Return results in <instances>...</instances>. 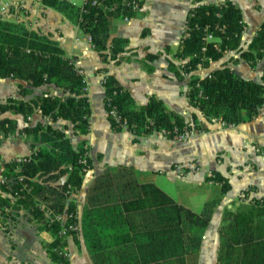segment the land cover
I'll list each match as a JSON object with an SVG mask.
<instances>
[{"label": "trees", "instance_id": "1", "mask_svg": "<svg viewBox=\"0 0 264 264\" xmlns=\"http://www.w3.org/2000/svg\"><path fill=\"white\" fill-rule=\"evenodd\" d=\"M131 1L86 0L80 7L65 0H43V4L87 35L102 62L117 63L127 40L111 38V20L133 18L136 11ZM244 29L241 11L231 2L195 7L189 12L175 53L176 59L185 62L181 69L176 70L172 64L171 69L182 79L181 70L191 73L208 67L233 51L254 69L264 62V23L247 49L242 50ZM206 34L214 40L205 41ZM6 78L23 81L31 88L54 85L65 93L64 98L47 95L30 101L8 99L0 104L1 114L8 112L27 120L38 113L49 120L22 130L38 144L33 154L25 162L4 165L2 178L6 182L0 186V216L25 209L52 235L46 245L51 261L69 264L60 254L68 251V237L59 234L61 223L49 221L45 210L51 217L78 214L72 195L81 189L86 170L91 168L88 148L83 142L74 149L66 135L67 127L59 129L54 124L67 122L76 135L89 133L91 111L84 91L86 80L49 35L28 29L24 22L0 18V79ZM101 85L111 129L121 132L120 125L125 123L136 136L164 131L172 139L186 130L205 129L199 117L207 123L237 126L253 121L264 107V66L259 82L238 76L228 66L204 78L190 77L186 95L194 111L188 119L166 111L154 97L146 106L136 108L130 93L112 75H104ZM18 93L26 95L30 90L19 85ZM15 131L14 120H0L1 138ZM62 177L63 183L56 184ZM207 180L219 184L223 194L230 190L228 179L216 171H211ZM252 191V186L242 191L240 204L222 216L216 264H264V197H250ZM15 193L17 197L11 203ZM215 205L216 202L208 203L195 213L177 205L154 184L140 183L134 169L117 167L107 169L89 188L80 227L93 264H187L186 255L199 250Z\"/></svg>", "mask_w": 264, "mask_h": 264}, {"label": "crops", "instance_id": "2", "mask_svg": "<svg viewBox=\"0 0 264 264\" xmlns=\"http://www.w3.org/2000/svg\"><path fill=\"white\" fill-rule=\"evenodd\" d=\"M2 2L20 3L21 16L19 19L9 16L10 21L24 22L28 29L49 35L58 42L87 83L91 111L89 133L76 135L69 123L59 121L54 124L59 129L67 127L66 135L74 149L85 142L91 160V168L85 174L81 189L72 195L78 210L79 231L67 238L69 264H93L84 243L80 218L94 180L107 169L117 167L134 169L140 183L154 184L177 205L195 213L201 212L206 204L216 202L210 222L202 234L199 250L186 255L187 264L190 259L192 264H216L218 229L224 212L234 210L240 204L242 191L250 186L255 189L249 193L250 197H264V107L253 121L234 128L207 123L199 117L205 124L204 132L192 134L184 142L156 135L145 143L129 132H114L111 129L101 85L104 75H112L130 93L136 108L146 106L148 99L154 97L163 103L166 111L188 119L194 111L186 95L188 79H181L176 74L185 60L176 59L175 53L194 0H144L133 18L112 19L111 38L127 40L126 49L117 63L102 62L88 36L58 11L46 7L43 0H0V4ZM226 2H231L241 11L245 28L241 49L245 50L264 21V0L208 1L213 4ZM71 3L80 7L84 0H72ZM171 64L175 71L171 69ZM224 66L230 67L242 78L259 82L264 62L251 69L240 59L238 52H228L208 67L191 72L189 78H204ZM99 69L102 71L96 74ZM19 85L29 89L30 93L20 95ZM47 95L65 97L63 90L54 85L31 88L23 81L0 79V104L8 99L30 101ZM3 119L14 120L16 131L6 138L0 137V186L4 165L31 156L33 147L38 145L22 130L49 122L48 118H42L38 113L27 120L21 115L0 113V120ZM211 171L228 179V192L223 194L219 184L207 180ZM63 181L62 177L56 184ZM9 213L7 217L0 216V264H54L46 252V245L52 240L47 227L32 219L23 208Z\"/></svg>", "mask_w": 264, "mask_h": 264}, {"label": "built area", "instance_id": "3", "mask_svg": "<svg viewBox=\"0 0 264 264\" xmlns=\"http://www.w3.org/2000/svg\"><path fill=\"white\" fill-rule=\"evenodd\" d=\"M68 2H72V0H65ZM86 0H84L85 3ZM141 0H132L131 3H129L131 5V8L133 11H138L141 9L142 5H140ZM209 0H194V4L193 7L191 8V10H193L195 7L202 5V4H207ZM128 4V3H127ZM225 3H216L215 5L217 6H221L224 5ZM22 14V10H21V5L18 2H2L0 4V18L1 19H9L12 16L16 17L17 19H19V17ZM11 16V17H9ZM264 23V21H263ZM214 40L213 36L211 34H206L205 36V41H212ZM183 65V64H182ZM181 65V66H182ZM181 69V67H180ZM182 76L186 79H189V75L190 73H185L183 70L180 71ZM87 88L84 89V91L87 93ZM187 92H188V88H187ZM113 115V114H112ZM114 120L118 121V119L115 117V115H113ZM216 124H218L219 126L223 127V128H234V125H227L225 123L222 122H217V121H213ZM191 126V124H189ZM120 128L122 129V131H126L131 133L134 137H138L139 139H141L143 142H147L150 139H153L154 136L159 135L160 137H162L163 139H168L167 138V133L164 131L161 132H151L149 134H145V135H141V136H136L131 129L125 124L122 123L120 125ZM204 132L203 129L201 130H186L185 132L181 133V134H176L171 140L173 141H177V142H184L186 141L192 134H199ZM27 160V157H22V158H18L16 160H14L13 162H25ZM83 163H86L85 160H83ZM89 168L86 170V174L88 173ZM211 175V173H210ZM2 183L6 182L5 180L1 181ZM212 182V181H210ZM17 197V193H15L12 197L11 203H14V199ZM45 213L48 214V218L50 219L49 221L53 222H60L61 223V230L59 232L60 235L66 236V237H71L73 233H78L79 231V226L78 223L76 222V218L77 215L74 214H64L62 215H55L54 217L49 216V211L47 212L45 210ZM74 218L73 221H71L70 219ZM78 219V218H77ZM70 220V222L68 221ZM63 258L65 260L70 259V253L68 251H63L60 253Z\"/></svg>", "mask_w": 264, "mask_h": 264}, {"label": "rangeland", "instance_id": "4", "mask_svg": "<svg viewBox=\"0 0 264 264\" xmlns=\"http://www.w3.org/2000/svg\"><path fill=\"white\" fill-rule=\"evenodd\" d=\"M189 264H192V259L189 260Z\"/></svg>", "mask_w": 264, "mask_h": 264}]
</instances>
